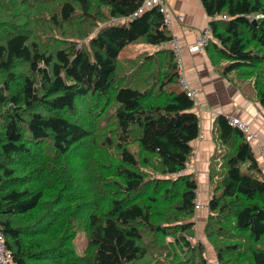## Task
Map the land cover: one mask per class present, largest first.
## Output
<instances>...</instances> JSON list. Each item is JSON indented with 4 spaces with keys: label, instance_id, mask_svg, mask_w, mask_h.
I'll return each instance as SVG.
<instances>
[{
    "label": "trees",
    "instance_id": "obj_1",
    "mask_svg": "<svg viewBox=\"0 0 264 264\" xmlns=\"http://www.w3.org/2000/svg\"><path fill=\"white\" fill-rule=\"evenodd\" d=\"M143 2L0 0V231L12 264H264V170L245 134L216 118L222 148L202 200L186 172L200 116L177 87L176 52L120 57L172 40L159 6L134 16ZM201 2L213 66L226 61L220 72L249 81L264 110V0Z\"/></svg>",
    "mask_w": 264,
    "mask_h": 264
},
{
    "label": "crops",
    "instance_id": "obj_2",
    "mask_svg": "<svg viewBox=\"0 0 264 264\" xmlns=\"http://www.w3.org/2000/svg\"><path fill=\"white\" fill-rule=\"evenodd\" d=\"M164 1L177 17L173 19L170 29L172 34L178 36L181 45L179 52L184 67L182 73H185L190 85L200 91L199 96L203 99L202 111H197L200 116L201 132L192 143V160L186 172L196 177L203 188L201 199L206 201L211 194L210 190L205 189V185L209 184V163L211 157L216 156L219 153L218 149L222 148L218 144L216 118L219 115H225L228 119L239 116L249 124L252 131L264 139V110L251 92L249 81L236 78L235 71L223 74L220 72L227 65L226 61L217 68L213 66L207 50L201 52L191 50L197 38L210 28V22L214 20L207 15L201 0ZM135 48L133 54L127 57L134 58L145 50L164 49L161 45ZM259 162L264 170V156L261 155ZM200 213L203 220L200 223L204 225L207 212L205 210Z\"/></svg>",
    "mask_w": 264,
    "mask_h": 264
},
{
    "label": "built area",
    "instance_id": "obj_3",
    "mask_svg": "<svg viewBox=\"0 0 264 264\" xmlns=\"http://www.w3.org/2000/svg\"><path fill=\"white\" fill-rule=\"evenodd\" d=\"M159 6L160 12L164 15V20L168 26L172 24V14L169 12L168 5L164 0H144L142 6L134 13V16H139L145 10ZM226 18V16H224ZM210 35L209 30L204 31L202 35H200L196 43L192 46L193 50H202L205 49V46L209 43ZM173 41V39H172ZM174 45V41H173ZM175 48V45H174ZM177 54H179L176 49H174ZM179 62V70L181 71V59H178ZM180 82L182 85L183 90L187 93V95L192 98L195 102V105L201 109V101L199 98V91L190 87L189 82L186 80L185 76L181 73ZM230 122L238 127L245 135L246 140L253 146L260 151L264 155V139H260L258 134L253 132L249 126V124L243 120L241 117H234L230 119ZM202 206L199 204L196 205L197 210L200 209ZM0 264H12V254L8 250L4 234L0 231ZM208 264H219L218 261L209 260Z\"/></svg>",
    "mask_w": 264,
    "mask_h": 264
},
{
    "label": "rangeland",
    "instance_id": "obj_4",
    "mask_svg": "<svg viewBox=\"0 0 264 264\" xmlns=\"http://www.w3.org/2000/svg\"><path fill=\"white\" fill-rule=\"evenodd\" d=\"M178 16H179V15H178ZM172 18L175 19V18H177V17H176L175 14H174V15L172 14ZM173 19H172V21H173ZM209 35H210L211 38H212V35H211L210 32H209ZM173 41H174L175 48H174V45H173ZM173 41H171L170 44H165V45H166V46L171 45L173 49H176V51L179 52L180 49H181V45H180V42H179V38H178V36L174 35V36H173ZM135 49H136L135 46H132V45H130V46L124 48V49L121 51V53H120V57H127V56H129L130 54H133V52H134ZM196 51L201 52V51H205V49H202V50H196ZM179 58L181 59L180 54H178V56H177V59H179ZM180 67H181V70L183 71V70H184L183 65H181ZM242 70H243V71H246V69H242ZM184 76H186L185 73H184ZM244 77H246V76H244ZM249 85H250V83H249ZM177 87H178L179 90H182V88L180 87V85H179V86L177 85ZM250 90H251V92L254 94V88L251 87ZM200 101H201V105H202V107H203V99H202V96H200ZM202 107H201V108H202ZM215 135H216V131H215ZM134 148L136 149L137 146H134ZM254 148H255V147H254ZM255 155H256V158L260 160V158H261V154H260L258 151L256 152ZM219 169H220L221 171H224V169L221 168V167H220ZM199 187H200V190H203V188H202V186H201L200 184H199ZM205 189L210 190V188H209V184L205 185ZM206 196H208V194H206ZM200 215H201V213L199 214L198 219H201ZM201 221H203V220H201Z\"/></svg>",
    "mask_w": 264,
    "mask_h": 264
},
{
    "label": "bare ground",
    "instance_id": "obj_5",
    "mask_svg": "<svg viewBox=\"0 0 264 264\" xmlns=\"http://www.w3.org/2000/svg\"><path fill=\"white\" fill-rule=\"evenodd\" d=\"M166 46V45H165ZM165 46H164V48H165ZM167 47V46H166ZM177 54V53H176ZM177 56H178V54H177ZM253 151L256 153L257 151H258V149H256V148H253ZM261 154V153H260ZM262 156H264L263 154H261ZM119 185V184H118ZM110 187V186H109ZM119 187V186H118ZM116 188V187H115Z\"/></svg>",
    "mask_w": 264,
    "mask_h": 264
}]
</instances>
